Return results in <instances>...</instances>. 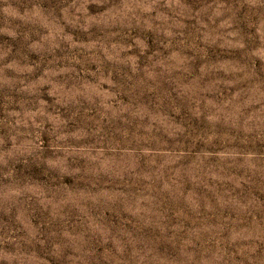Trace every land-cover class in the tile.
<instances>
[{"label": "clouds", "instance_id": "1", "mask_svg": "<svg viewBox=\"0 0 264 264\" xmlns=\"http://www.w3.org/2000/svg\"><path fill=\"white\" fill-rule=\"evenodd\" d=\"M0 6V36L7 37L0 43V215L7 218L0 220V264H264V200L253 195L264 190V160L253 154L248 162V192L233 207L234 221L148 236L145 217L108 222L102 182L122 190L129 170L117 146H84L99 128L81 120L94 108L149 120L164 113L182 135L169 118L200 104L264 143V0ZM210 49L219 51L210 58ZM229 86L234 94L220 96ZM251 105L259 107L250 112ZM41 197L80 208L77 227L59 214L33 224L30 209L34 198L45 203Z\"/></svg>", "mask_w": 264, "mask_h": 264}, {"label": "rangeland", "instance_id": "2", "mask_svg": "<svg viewBox=\"0 0 264 264\" xmlns=\"http://www.w3.org/2000/svg\"><path fill=\"white\" fill-rule=\"evenodd\" d=\"M15 2L9 0V3ZM4 18L0 6V25ZM4 40L7 37L0 36V43ZM218 51L210 49V58ZM4 91L0 89V105ZM233 94L234 86L219 89L222 97ZM144 99L147 102L149 97ZM257 107L251 105L249 111ZM191 109L186 106L179 117L169 118L184 129L182 135L168 126L164 113L158 120L129 117L127 113L102 116L98 108L82 113L83 123L99 128L98 136L85 141L84 146L96 140L117 146L123 157L120 163L129 170L122 190H112L106 181L102 182L99 199L112 205V210L105 213L109 223L118 218L134 221L145 217L150 223L144 226L143 232L151 236L176 226L186 230L215 229L237 218L233 207L248 192L242 178L250 175L247 165L253 154L264 160V143L253 140L238 126L225 123L215 109H205L200 104H192ZM112 155L105 153L106 157ZM253 195L264 200V190H257ZM41 199L44 204L34 198L30 209L29 219L33 224L46 222L50 214H59L65 218L66 227H77L80 208L62 201L51 202L47 197ZM6 219L0 215V220ZM160 251L168 255L173 252L167 244H161Z\"/></svg>", "mask_w": 264, "mask_h": 264}]
</instances>
